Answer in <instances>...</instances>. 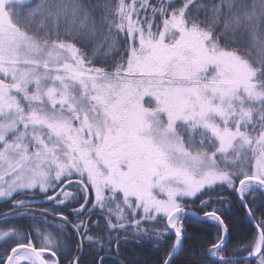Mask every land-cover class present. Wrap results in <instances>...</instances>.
<instances>
[{"label": "snow or ice", "instance_id": "1", "mask_svg": "<svg viewBox=\"0 0 264 264\" xmlns=\"http://www.w3.org/2000/svg\"><path fill=\"white\" fill-rule=\"evenodd\" d=\"M225 193L255 229L233 255ZM258 197L264 0H0V264H105L170 234L175 264L186 217L216 228L202 259L264 264Z\"/></svg>", "mask_w": 264, "mask_h": 264}, {"label": "trees", "instance_id": "2", "mask_svg": "<svg viewBox=\"0 0 264 264\" xmlns=\"http://www.w3.org/2000/svg\"><path fill=\"white\" fill-rule=\"evenodd\" d=\"M225 195L228 196L227 193H225ZM37 199L42 200L43 197L41 196ZM228 199L231 203L225 206L228 209L225 215L226 222L230 225V235L225 255H233L235 254V250H239L249 243L255 229L247 222L245 210L239 204L235 195L228 196ZM255 205L258 206L256 215L259 218L260 212L264 211V197H258L255 201ZM47 206L48 203L45 201L37 203L33 207L39 210ZM213 206L221 207V205L218 204ZM10 207V202L7 204L0 202V213L8 211ZM189 210L197 211L202 215L199 201L190 204ZM49 220H51V216H49ZM14 223L23 227H28L34 222L27 218H21L14 221ZM184 228L185 235L183 246L176 256L175 264H211L210 258H201V253L206 251L210 245L215 242L217 235L215 226L208 222L201 223L193 220L191 217H186ZM174 240V234H170L166 237L165 241L156 245L154 241L143 240L137 242L134 238L129 237L128 243H122L120 245L119 256L115 253L114 247L111 252H101V255L105 256V264H118L119 261H132L135 262V264H162V260ZM242 255H247V252H243ZM241 264H243V261H241Z\"/></svg>", "mask_w": 264, "mask_h": 264}, {"label": "water", "instance_id": "3", "mask_svg": "<svg viewBox=\"0 0 264 264\" xmlns=\"http://www.w3.org/2000/svg\"><path fill=\"white\" fill-rule=\"evenodd\" d=\"M243 256H247V255H243Z\"/></svg>", "mask_w": 264, "mask_h": 264}]
</instances>
